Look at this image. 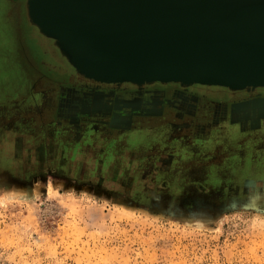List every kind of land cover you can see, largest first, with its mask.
<instances>
[{
  "label": "rangeland",
  "instance_id": "obj_1",
  "mask_svg": "<svg viewBox=\"0 0 264 264\" xmlns=\"http://www.w3.org/2000/svg\"><path fill=\"white\" fill-rule=\"evenodd\" d=\"M25 1L0 0V264H264L256 128L246 122L247 140L225 143L231 165L207 181L188 164L190 153L178 179L164 170L175 160L158 151L129 171L133 148L116 128L126 121L86 113L91 102L66 89L68 61L30 23ZM166 125L151 131L172 133ZM82 137L101 148L99 160L93 148L82 154Z\"/></svg>",
  "mask_w": 264,
  "mask_h": 264
},
{
  "label": "water",
  "instance_id": "obj_2",
  "mask_svg": "<svg viewBox=\"0 0 264 264\" xmlns=\"http://www.w3.org/2000/svg\"><path fill=\"white\" fill-rule=\"evenodd\" d=\"M30 23L99 81L264 86V0H26Z\"/></svg>",
  "mask_w": 264,
  "mask_h": 264
},
{
  "label": "flooded vegetation",
  "instance_id": "obj_3",
  "mask_svg": "<svg viewBox=\"0 0 264 264\" xmlns=\"http://www.w3.org/2000/svg\"><path fill=\"white\" fill-rule=\"evenodd\" d=\"M68 66L70 72L66 73L71 76L70 80L72 83L66 89L69 91L70 88L74 93H82L84 100L91 102L88 106L89 111L86 110V113L95 115V112L98 114L106 112L110 118H113L117 113L119 116H126L123 118L126 121L125 126L116 125L117 132L125 135L120 142L125 141V138H132L136 123L142 121L146 126L145 130L150 134L154 132L151 130L164 129V126L168 122L174 130L172 135L177 136L178 133H181V138L185 140L192 134V131L190 132L189 129L198 128L199 123L202 122H208L211 127L215 128L220 127L218 126L220 124H228L230 126L231 124H235L237 128H230L231 139H237L236 141L241 143L246 140L242 127L244 122L247 121L248 116L264 114V86L231 90L222 86L198 83L181 84L180 82L173 81L143 83L127 80L99 81L78 74L69 63ZM93 98H95L96 104L92 102ZM84 120L86 122L94 121L93 116L89 120L86 118ZM182 142L180 147L186 144L184 140ZM87 143V137H82V152L91 148L88 147ZM112 143L116 146L119 142L115 140ZM150 145L152 148H145V152L136 151L135 153H131V157L134 156L136 162H143L142 160L145 161L150 158L151 154L148 153L150 152L149 150L153 152L158 151L163 154L161 149H154L156 145ZM92 148L94 150H101L100 147L96 146ZM117 149L114 150V154L122 153L121 149ZM214 150V160L218 162V165H221L225 160L230 162L231 153H229V157L223 158L222 156L220 157L223 149L219 146H214ZM188 153L192 154V152L185 154ZM100 154L98 153V155ZM137 154L138 157H136ZM100 157L95 158L99 160ZM112 158L114 159V157ZM121 158L114 160L119 164L122 163L119 162ZM170 158L176 162L185 161L186 159L183 156L180 158ZM218 158H221V160H218ZM193 161H196V159L193 160L191 158V162ZM241 164L244 165L245 163L243 164L242 162Z\"/></svg>",
  "mask_w": 264,
  "mask_h": 264
},
{
  "label": "crops",
  "instance_id": "obj_4",
  "mask_svg": "<svg viewBox=\"0 0 264 264\" xmlns=\"http://www.w3.org/2000/svg\"><path fill=\"white\" fill-rule=\"evenodd\" d=\"M30 26H31L30 32H36L35 27H33L32 25H30ZM30 34H31L30 36L33 35L32 33H30ZM84 101H85L84 97L82 96V103ZM120 117L124 118L126 116H124V115L119 116L118 113L113 116V118L116 120ZM246 120L247 121H245L244 124L247 122L251 127H255L257 130L256 134L261 135L263 137V138L262 137L259 138L262 141L264 139V114L261 113L259 115H250V116H248V119H246ZM113 123H114L113 125H119L116 122H113ZM202 123H205V124L203 125ZM202 123H199V125H200L199 128H201V126H202V128H205V126H206V129H208V128L209 129L207 131L198 130L195 134H190L191 136L189 135V138L185 140V139L181 138V136H182L181 133H178V135L176 136V135H172V133H170V132L169 133L168 132H162L160 130L159 132H152L150 134L147 132V130H145V127H146L145 124L142 121H139L135 125L136 127L133 131L132 138H130V137H128L127 139L125 138V141L129 144L130 147L133 148V150H130V151H132V153H135L136 150L141 149V146L146 145L147 143H155L154 145H159V146H161L163 143H166V144L170 143V146L168 148H160L163 151V154L165 152V157L180 158L182 156L184 157L185 153L192 152L191 158L193 160L196 159V161H193L192 163H190V166L193 168L192 170H195L196 172H200V174H202L204 177L203 180L207 181L210 176L216 175L214 171H215V169L220 167V165H218V162H216V160H214V157H215L214 146H215V144L220 143V142L223 144V148H222L223 150H222L221 155L223 158H226V157H229V153H227V152L230 151V148H229V145L225 147V143L228 144V143H231L232 141H236L237 139H235V140L231 139L230 128H232V127L230 125H229L230 127H227V128H225V125H224V126L218 127V129H216L215 127H211L210 123H208V122H202ZM161 124H165V123H161ZM166 124H168L170 126V123L167 122ZM171 125H172V123H171ZM166 126L167 125H165L164 128ZM233 128H237V127L233 126ZM182 139L185 142H190L193 147L186 149V147L183 145V146L178 147V148H171L172 145H174V144H182L183 143ZM246 140H247V138H246ZM254 140H256L258 142L257 138ZM210 144L212 147L208 146ZM136 147H138V149H136ZM82 153L84 154V153H86V151H84ZM98 153H102V150H99V149L96 150L95 149L90 155L94 154V157H95V156H98ZM150 156H152V155H150ZM82 159H85V157ZM128 159H129V161L127 162L126 165H127V169L129 171L135 170L136 165H139V164L145 165L144 163L141 164V162H136L134 160L135 159L134 156H132L131 158H128ZM152 163H154V162H152ZM83 164H87V163L82 162V165ZM157 164L161 165L162 163H157ZM169 165H173L174 169H170ZM178 165H180L181 167L178 168ZM224 165L230 166L231 162H227L225 160L221 164V166H224ZM183 169H184V165H182L180 162L175 161V163H169L167 170L166 169H164V170L167 174L172 175V176H174V178L178 179L179 177L182 176V170ZM225 171H228V170H223L222 171L223 175H224Z\"/></svg>",
  "mask_w": 264,
  "mask_h": 264
}]
</instances>
